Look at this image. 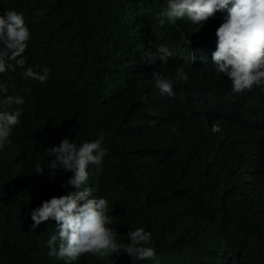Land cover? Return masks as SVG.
<instances>
[{
	"label": "trees",
	"instance_id": "obj_1",
	"mask_svg": "<svg viewBox=\"0 0 264 264\" xmlns=\"http://www.w3.org/2000/svg\"><path fill=\"white\" fill-rule=\"evenodd\" d=\"M139 1L0 0L29 20L28 64L35 63L38 73L50 70L44 83L20 72L2 77L9 86H22L26 139L19 143L21 170L35 174L40 164L49 174L47 164L55 157L43 152L44 139L66 138L55 126L62 129L73 119L84 140L105 136L98 190L113 209L109 227L117 232V243H130L127 233L136 228L152 234L155 260L132 261L120 253L109 257L111 262L167 264L163 257L177 252L189 256L190 264H264V179L256 194H250L254 197L233 189L227 180L235 165H226L221 152L237 155V150H221L190 111H180L179 102L159 100L160 91L138 60L147 33L137 35L131 25L140 12L125 5ZM163 31L168 44L181 46L172 29ZM163 64L155 72L165 74ZM80 89L85 97L76 101L72 92L78 96ZM141 104H151L154 114ZM261 136L264 154V132L240 146ZM71 139L78 135L74 132ZM59 144L45 142L47 149ZM0 156V264H53L48 257L36 258L46 229L44 222L30 229L31 212L72 173L57 170L53 181L47 175L16 183L5 178L6 154ZM72 190L61 188L63 195ZM204 229L209 232L199 234ZM110 261L87 259L89 264Z\"/></svg>",
	"mask_w": 264,
	"mask_h": 264
},
{
	"label": "clouds",
	"instance_id": "obj_2",
	"mask_svg": "<svg viewBox=\"0 0 264 264\" xmlns=\"http://www.w3.org/2000/svg\"><path fill=\"white\" fill-rule=\"evenodd\" d=\"M125 5L140 12V18L131 25L135 34L147 33L145 52L138 50V60L160 91L159 100L179 102L180 111H190L201 131L221 150H237V155L221 152L226 165H235L227 181L245 197H254L250 194H256L264 179L262 136L240 145L255 133L264 132V0H140ZM168 27L181 40V46L167 43L163 30ZM30 35L26 14L0 3V154H6L5 178L20 183L50 175L47 180L53 181L57 170L72 173L52 191L51 199L31 212L34 223L30 229L36 230L42 222L46 229L36 258L48 257L53 264H89V257L110 261L113 254L125 253L132 261L155 260L151 232L129 230L130 243L125 244L117 243V232L109 227L113 209L107 199L99 198L98 190V173L107 153L102 147L103 133L97 139L84 140L77 121L68 119V126L54 129L64 131L66 138L58 134L48 142L47 137L44 139L48 146L60 143L48 149L43 145V152L55 157L47 164L49 174L43 173L40 164L35 166V174L21 170L19 143L26 139L22 133L26 125L21 121L22 86L19 82L9 86L2 77L12 71L10 76L20 72L23 78L47 81L49 69L38 73L39 67L27 62ZM161 64L165 74L155 72ZM76 95L72 92L76 101L85 97L84 93ZM141 109L153 112L151 104H141ZM53 115H57L56 110ZM74 132L77 140L71 139ZM62 187L73 190L63 195ZM208 232L204 229L199 234ZM163 258L167 264H190L189 256L177 252Z\"/></svg>",
	"mask_w": 264,
	"mask_h": 264
},
{
	"label": "bare ground",
	"instance_id": "obj_3",
	"mask_svg": "<svg viewBox=\"0 0 264 264\" xmlns=\"http://www.w3.org/2000/svg\"><path fill=\"white\" fill-rule=\"evenodd\" d=\"M153 114H154V112H153ZM43 145L45 146V141H44ZM20 167H21V169H22V166H20ZM14 171H16V170H14Z\"/></svg>",
	"mask_w": 264,
	"mask_h": 264
}]
</instances>
